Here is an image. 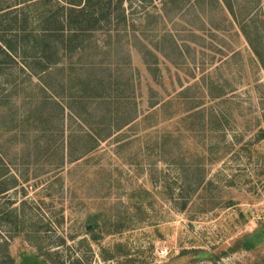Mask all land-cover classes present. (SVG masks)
<instances>
[{"label": "rangeland", "instance_id": "1", "mask_svg": "<svg viewBox=\"0 0 264 264\" xmlns=\"http://www.w3.org/2000/svg\"><path fill=\"white\" fill-rule=\"evenodd\" d=\"M163 1L132 2L81 53L134 81V121L82 158L106 128L56 108L47 127L39 81L8 87L0 158L17 186L0 194V261L264 264V0Z\"/></svg>", "mask_w": 264, "mask_h": 264}, {"label": "trees", "instance_id": "2", "mask_svg": "<svg viewBox=\"0 0 264 264\" xmlns=\"http://www.w3.org/2000/svg\"><path fill=\"white\" fill-rule=\"evenodd\" d=\"M172 1L164 0L163 4ZM132 2L143 6L152 0H0L3 93L10 86L24 91L25 84L36 79L41 99L40 106L33 110V119L40 123L44 119L45 126H51L56 108L61 124L66 113L68 119L72 117L80 125H101L108 130L106 134L85 133L91 145L73 161L93 151L115 128L134 121L124 113L134 98L132 74L115 67H96L99 63L85 65L81 54L94 35L108 33L112 26L119 32L120 25H127L133 16ZM65 61L70 67H59ZM12 68L23 77L13 75ZM5 97L3 102L0 98V105L9 103V96ZM3 161L0 158V194L17 186L16 177L9 176ZM3 258L0 264H13L10 258L9 262L6 256Z\"/></svg>", "mask_w": 264, "mask_h": 264}]
</instances>
